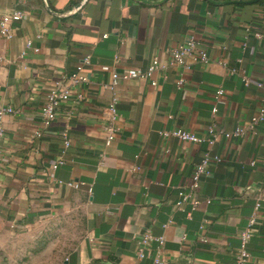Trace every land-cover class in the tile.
I'll list each match as a JSON object with an SVG mask.
<instances>
[{"label": "crops", "instance_id": "0c3cea01", "mask_svg": "<svg viewBox=\"0 0 264 264\" xmlns=\"http://www.w3.org/2000/svg\"><path fill=\"white\" fill-rule=\"evenodd\" d=\"M214 1L232 0H46L51 10L70 12L62 16L44 0H0V16L23 14L12 23L11 38L0 33V106L18 111L0 116V250L14 234L76 209L87 227L77 264H156V256L160 264H234L239 234L264 186V122L238 137L219 134L210 149L162 134L184 129L205 135L212 121L230 131L250 119L264 95L257 86L264 82V0ZM189 37L212 60L189 69L170 65L169 49ZM156 55L167 65L153 73L155 85L148 78L117 83L119 129L106 145L113 71L145 70ZM79 65L88 77L84 99L60 104L45 127L40 109L46 93ZM219 87L224 99L212 116ZM207 149L222 160L201 179L198 207L179 208L178 191L188 190L193 166ZM58 158L64 162L52 169ZM131 166L139 170L130 173ZM254 229L247 264H264V202ZM146 230L164 243H150L139 258L136 237Z\"/></svg>", "mask_w": 264, "mask_h": 264}, {"label": "built area", "instance_id": "2783aa9c", "mask_svg": "<svg viewBox=\"0 0 264 264\" xmlns=\"http://www.w3.org/2000/svg\"><path fill=\"white\" fill-rule=\"evenodd\" d=\"M23 14L21 11H12L11 13L4 14L0 16V33L6 37L11 38L13 35L12 32V23L18 21L22 18ZM256 35H259L256 33ZM26 46H31V41L26 42ZM36 50V49H34ZM170 65H178L184 69H189L192 62L208 63L212 59L208 51L201 47L199 43L193 38L189 37L185 41L175 45L168 51ZM90 61L89 55L84 57L83 63L88 64ZM218 63L224 64L223 59H218ZM167 65V59L162 55H156L153 57L150 65L145 69H125L124 71L117 72L113 71L111 75V81L107 85L112 91V96L108 104L109 110V119L103 125V130L105 133L104 142L106 145H109L116 137L118 132V114L116 109V103L118 101V96L116 93V85L120 80H129L134 78H148L152 85H155L156 82L152 78L153 73L157 69H163ZM231 72H236L235 69H232ZM243 82L245 85L249 83V79L246 75L242 76ZM88 77L83 73L82 65H79L75 70L69 73H63L59 78L55 79L52 88L46 93L43 104L41 105L40 113L42 118V123L45 127L49 126L50 123L56 119L58 115V108L60 104L74 99L76 101H82L84 99V92L82 91V86L86 84ZM184 83V79L181 77L177 80V84L181 86ZM258 87H264V82H258ZM224 90L219 87L216 89L214 94V105L211 108V115L215 116L218 111L217 105L223 102ZM17 109L11 106H0V116L6 113H17ZM264 122V95L259 98L258 106L255 113L250 117L246 123H241L236 125L232 130L226 131L213 121L208 125L205 135H196L193 132L184 130V129H173V130H163L162 134L164 135H173L178 137L183 141H190L193 143H206L208 148L216 142L217 136L220 134L225 138L238 137L240 135H245L246 133L252 132L256 127ZM63 144L64 149L69 147L68 136L66 132H63ZM33 135L38 137L41 135L40 130H35ZM3 138V132L0 129V167L2 165V156H3V145L1 139ZM209 149L205 150L202 154L201 159L194 164L190 178L187 184L188 190L184 191L179 189L178 191V200L175 205L179 208H182L183 205L189 204L190 210H194L200 204V200L197 196L200 181L203 177H207L211 173V165L213 163H218L222 160L221 155L212 153ZM62 158H58L53 164L52 169H56L59 165L63 163ZM255 161H250V165H254ZM139 170L138 166H131L127 168V171L132 173ZM58 184H65L74 189H78L81 186V182L67 181L63 182L57 180ZM88 191H91V187H88ZM256 200L254 203V210L247 220V224L244 229L239 234V245L236 249L234 255V264H247L250 259V253L248 251L247 245L254 235V228L258 221L259 208L264 202V186L258 190L256 194ZM206 203L210 202V199L205 200ZM166 226V225H165ZM200 229H204L203 225L200 226ZM139 249L137 256L143 258L145 256L144 248L152 242H156L159 245L164 243L163 236H155L150 231L146 230L144 233L136 237ZM200 241L206 242L207 238L205 235H201L199 238ZM156 264L162 263V259L159 257L154 258Z\"/></svg>", "mask_w": 264, "mask_h": 264}, {"label": "rangeland", "instance_id": "374dc122", "mask_svg": "<svg viewBox=\"0 0 264 264\" xmlns=\"http://www.w3.org/2000/svg\"><path fill=\"white\" fill-rule=\"evenodd\" d=\"M86 229L79 210L54 214L31 230L6 239L8 247L0 250V264H77Z\"/></svg>", "mask_w": 264, "mask_h": 264}, {"label": "water", "instance_id": "95a60500", "mask_svg": "<svg viewBox=\"0 0 264 264\" xmlns=\"http://www.w3.org/2000/svg\"><path fill=\"white\" fill-rule=\"evenodd\" d=\"M45 1V7L49 10V11H51L52 13H54L55 15H57V16H62V15H67V14H69L70 12H68V13H58V12H55V11H53V10H51L50 9V7H49V5H48V3L46 2V0H44ZM256 0H240L239 2H255ZM214 2H216V3H223V2H237V0H232V1H214Z\"/></svg>", "mask_w": 264, "mask_h": 264}]
</instances>
